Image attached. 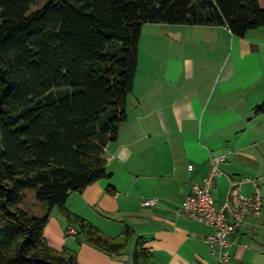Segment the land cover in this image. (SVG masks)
Returning <instances> with one entry per match:
<instances>
[{"label": "trees", "instance_id": "trees-1", "mask_svg": "<svg viewBox=\"0 0 264 264\" xmlns=\"http://www.w3.org/2000/svg\"><path fill=\"white\" fill-rule=\"evenodd\" d=\"M161 23L245 37L264 27V8L259 0H0V264H79L77 249L46 238L56 207L68 237L126 252L132 226L108 236L67 202L110 175L106 147L128 118L143 26ZM28 190L36 210L24 206ZM132 259L158 264L142 237Z\"/></svg>", "mask_w": 264, "mask_h": 264}, {"label": "crops", "instance_id": "crops-1", "mask_svg": "<svg viewBox=\"0 0 264 264\" xmlns=\"http://www.w3.org/2000/svg\"><path fill=\"white\" fill-rule=\"evenodd\" d=\"M263 103L264 27L239 37L226 26L145 24L128 118L106 147L110 175L73 192L68 208L108 236L132 226L158 264H223L206 241L214 228L178 210L221 156L212 188L218 207L233 180H245L248 196L256 180L264 197V113L256 112ZM66 226L54 209L46 238L57 250L77 249L79 264H134L133 240L123 255H110L68 237ZM230 241V264H264V207Z\"/></svg>", "mask_w": 264, "mask_h": 264}, {"label": "built area", "instance_id": "built-area-1", "mask_svg": "<svg viewBox=\"0 0 264 264\" xmlns=\"http://www.w3.org/2000/svg\"><path fill=\"white\" fill-rule=\"evenodd\" d=\"M226 160L227 156L212 159V169L205 184H193L191 193L179 208L178 214L212 226L215 231L206 238V241L223 264H230L231 235L248 218H258L262 215L264 197L256 180H252L256 191L251 196L242 193V184L245 180H233L225 201L218 207L212 195L213 181L216 176L222 174L219 164ZM154 203L155 200H148L144 205ZM69 232L75 234L76 230L71 227Z\"/></svg>", "mask_w": 264, "mask_h": 264}, {"label": "rangeland", "instance_id": "rangeland-1", "mask_svg": "<svg viewBox=\"0 0 264 264\" xmlns=\"http://www.w3.org/2000/svg\"><path fill=\"white\" fill-rule=\"evenodd\" d=\"M27 193H28V195H27V198L24 202V206L29 208V209L36 210V207H37L36 206V202H37L36 201L37 200L36 191L35 190H28ZM55 212H60L58 207L55 208ZM135 244H136V239H133L131 246L134 247Z\"/></svg>", "mask_w": 264, "mask_h": 264}]
</instances>
